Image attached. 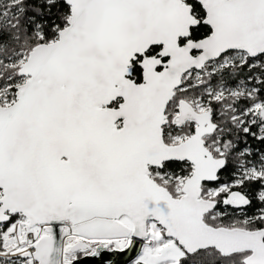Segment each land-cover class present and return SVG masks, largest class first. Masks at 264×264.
I'll list each match as a JSON object with an SVG mask.
<instances>
[{
  "label": "water",
  "instance_id": "1",
  "mask_svg": "<svg viewBox=\"0 0 264 264\" xmlns=\"http://www.w3.org/2000/svg\"><path fill=\"white\" fill-rule=\"evenodd\" d=\"M62 1L71 11L67 26L56 40L33 47L19 69L24 81L16 99L0 105V224L15 214L31 225L50 224L34 254L39 264H58L65 221L89 237H133L125 250L101 247L72 264H129L150 220L185 253L248 252L246 264H264V228L204 219L217 202L202 196V186L217 182L226 166L203 139L215 128L210 112L181 101L174 122L196 121L195 133L174 145L164 138L166 109L184 74L231 51L264 55V0ZM188 1L202 6L211 33L181 45L201 23ZM153 46L162 47L158 56L147 55ZM170 161L193 166L178 197L151 175Z\"/></svg>",
  "mask_w": 264,
  "mask_h": 264
},
{
  "label": "trees",
  "instance_id": "2",
  "mask_svg": "<svg viewBox=\"0 0 264 264\" xmlns=\"http://www.w3.org/2000/svg\"><path fill=\"white\" fill-rule=\"evenodd\" d=\"M188 3L193 6L194 16H205L199 3ZM70 13V7L62 0H0V105L14 102L16 86L24 81L19 75L21 64L34 46L57 39L58 32L67 26ZM210 31V27L204 24L192 29L194 36ZM230 56L239 58H234L228 65L216 64ZM212 63L216 64L215 67L207 65L200 72L194 70L193 74H185L183 85L176 90L169 107L177 99L184 98L203 101L220 110L224 108V131L214 138L210 149L215 156L226 159V166L217 182L202 186V196L209 189H220L214 198L217 207L204 219L213 226L262 229L264 130L261 123L247 113L257 102H264V55L250 58L246 53L231 51ZM141 75L142 69L135 61L132 78L141 79ZM243 122L251 123L249 131L245 130ZM164 138L167 143L172 142L165 129ZM251 168L259 171V174H246V170ZM151 171L159 184L178 197L183 194L178 190L182 189V183L193 172V166L187 161H170L162 169L151 168ZM224 186L227 189H222ZM20 216L12 215L8 223L0 224V252L3 233ZM247 255L248 252H242L223 256L216 249L208 248L194 254L185 253L177 264H246L244 259ZM9 263L10 259L0 257V264ZM129 264L144 263L136 259Z\"/></svg>",
  "mask_w": 264,
  "mask_h": 264
},
{
  "label": "built area",
  "instance_id": "3",
  "mask_svg": "<svg viewBox=\"0 0 264 264\" xmlns=\"http://www.w3.org/2000/svg\"><path fill=\"white\" fill-rule=\"evenodd\" d=\"M2 191L0 190V199ZM1 204V202H0ZM122 221L131 226L129 221ZM48 223L31 225L29 220L20 216L14 220L5 230L2 236V251L0 257L10 259L9 264H39V261L34 257L37 252V245L40 240L49 234L47 228ZM64 234L60 242L59 260L58 264H72L79 258L93 254L101 247L108 249L125 250L133 240L132 235L119 238H105V237H89L80 234L75 225L71 221L61 223ZM132 227V226H131ZM143 250L150 248L154 256L158 257L163 254V250L173 241L166 237L158 239L152 238L150 235L143 241H140ZM78 244L82 247L77 250L72 248ZM29 254V257H25ZM179 260L175 264H177Z\"/></svg>",
  "mask_w": 264,
  "mask_h": 264
},
{
  "label": "flooded vegetation",
  "instance_id": "4",
  "mask_svg": "<svg viewBox=\"0 0 264 264\" xmlns=\"http://www.w3.org/2000/svg\"><path fill=\"white\" fill-rule=\"evenodd\" d=\"M196 2V1H195ZM193 7V6H192ZM204 10V9H203ZM192 13H193V9H192ZM206 17V13H205V16L202 17V18H199V17H196L195 18L197 20H200V24H203L202 23V20ZM200 24L196 27H192L191 28V31H190V35L186 38H181L180 39V44L181 45H185L188 41H199L205 37H207L208 35H210L211 31L207 34H200V33H197L195 36L193 35L192 33V29L193 28H197L200 26ZM153 47H157V48H153L152 47L148 50L147 52V55L148 56H158L160 50H161V46H153ZM151 49L153 50L152 53H151ZM192 54L194 56H197L200 54L199 51H196L194 50L192 52ZM227 54V53H226ZM221 57H224V55H222ZM220 57V58H221ZM219 58V59H220ZM258 58V57H257ZM217 59V60H219ZM224 59V58H223ZM142 60V58L140 57V59H138V63ZM164 62H166L168 60V58H163L162 59ZM213 61H216V60H213ZM223 62V60H220L219 63H216L218 65H224V64H221ZM216 64H213L212 61L208 62L205 67L207 65H211L212 67H215ZM210 66V67H211ZM204 67V68H205ZM203 68V69H204ZM162 68H158V70H161ZM202 69V70H203ZM201 70V71H202ZM193 71L194 70H191L189 71V73H192L193 74ZM200 72V71H198ZM188 73V72H187ZM133 75V74H132ZM185 76V74H184ZM184 76H183V79H184ZM131 79H133L136 83H140L142 81V75H141V79H134L132 78L131 76ZM182 85H183V80H182ZM181 85V87H182ZM180 87V88H181ZM179 89V88H178ZM177 90V89H176ZM175 95H176V91H175ZM174 95V97H175ZM173 97V98H174ZM187 101L189 102L188 100L184 99V98H180V99H177L173 105H171V107H167L166 109V119H167V123L166 125L164 126V129L166 130V133L168 136H170L172 138V142L171 143H168V144H179L181 143L183 140H185L186 138L190 137L191 135H193L195 133V130L198 126V123L194 120H186L182 125H178L177 123L174 122V119L179 115L180 113V103L181 101ZM122 102V99H118L116 100L115 102H113L111 104V107L112 108H117L119 106V104ZM193 108H194V111L196 113H204V112H210L211 114V120H212V123L215 125V128L212 132H209V133H206L204 136H203V139L205 141V144H206V147L211 151L210 147L212 146V143H213V140L214 138L217 136V135H220L222 131H224V128H223V125H222V118L224 116V108H221V110L219 108H213L212 106H209L207 105L205 102L201 101V103H204L202 104V106H205L206 109L205 110H198L199 108L196 107V105L192 104L191 102H189ZM264 104V102H257L247 113L248 116H252V118L254 119H257L258 123H261V129L263 128L264 130V111L263 112H258V110H254V107L257 105V104ZM170 104V103H169ZM216 115V116H215ZM244 121V120H243ZM122 125V121H119L118 122V126L121 127ZM251 123H246V122H243V126L245 128L246 131H249V129L251 128L250 127ZM191 132V134L189 133ZM189 133V134H188ZM177 137H180L181 140L179 142H176L174 141L175 138ZM167 143V142H166ZM213 153V152H212ZM214 154V153H213ZM215 156V155H214ZM216 158H224V157H220V156H215ZM181 162V161H179ZM184 162V161H182ZM192 165V164H191Z\"/></svg>",
  "mask_w": 264,
  "mask_h": 264
},
{
  "label": "rangeland",
  "instance_id": "5",
  "mask_svg": "<svg viewBox=\"0 0 264 264\" xmlns=\"http://www.w3.org/2000/svg\"><path fill=\"white\" fill-rule=\"evenodd\" d=\"M234 58H239V56H230V57H226L223 59V62L221 64L224 65H228L231 62H233L235 59ZM189 102H193L192 104L196 105L197 108H199L198 110H205L206 107L202 106L201 101H190ZM254 110H258V112H263L264 111V104H257L254 107ZM181 140L180 137H177L174 139V141L179 142ZM248 175H258L259 171L255 170V169H249L246 170L245 172ZM184 183V182H183ZM182 183V185H183ZM222 189H227L225 186ZM220 191V189H209L206 194L203 196L205 199H210V200H214V198L217 196V193ZM182 189L178 190V193H181ZM124 221L129 223V220L127 218L124 219ZM148 230H149V235L154 238V239H158L161 237H166L165 236V230L162 229V227L154 220H150L148 223ZM173 242L165 247V249L163 250V254L161 256H154L151 252L150 248H145L144 250H142V252L140 253V255L135 258L134 260H138L143 262L144 264H175L177 262V260H180L181 257L184 256V249L182 246H180L175 240H172Z\"/></svg>",
  "mask_w": 264,
  "mask_h": 264
},
{
  "label": "bare ground",
  "instance_id": "6",
  "mask_svg": "<svg viewBox=\"0 0 264 264\" xmlns=\"http://www.w3.org/2000/svg\"><path fill=\"white\" fill-rule=\"evenodd\" d=\"M142 250H143V248L141 247V248H140V252L138 253L137 257L140 255V253L142 252ZM137 257H136V258H137Z\"/></svg>",
  "mask_w": 264,
  "mask_h": 264
},
{
  "label": "crops",
  "instance_id": "7",
  "mask_svg": "<svg viewBox=\"0 0 264 264\" xmlns=\"http://www.w3.org/2000/svg\"><path fill=\"white\" fill-rule=\"evenodd\" d=\"M169 245H170V244H169ZM169 245H168V246H169Z\"/></svg>",
  "mask_w": 264,
  "mask_h": 264
}]
</instances>
